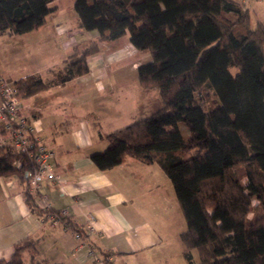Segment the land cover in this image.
<instances>
[{
  "label": "trees",
  "instance_id": "trees-1",
  "mask_svg": "<svg viewBox=\"0 0 264 264\" xmlns=\"http://www.w3.org/2000/svg\"><path fill=\"white\" fill-rule=\"evenodd\" d=\"M53 1L0 0V36L40 29ZM72 8L78 26L97 40L75 45L52 85L86 75L87 59L102 44L127 36L150 57L137 68L138 85L155 90L160 103L148 117L104 136L107 146L90 156L93 166L106 171L130 158L160 168L185 223L179 241L187 264H194L192 250L196 264H264L263 24L252 27L249 11L234 0H74ZM14 85L19 99L49 86L33 76ZM238 168L244 182L233 176ZM32 170L25 155L0 146V177H17L30 211L43 215L28 191ZM70 229L86 237L75 224ZM25 252L29 264H38L31 239L16 243L0 264H24Z\"/></svg>",
  "mask_w": 264,
  "mask_h": 264
},
{
  "label": "crops",
  "instance_id": "crops-1",
  "mask_svg": "<svg viewBox=\"0 0 264 264\" xmlns=\"http://www.w3.org/2000/svg\"><path fill=\"white\" fill-rule=\"evenodd\" d=\"M73 1L50 3L54 12L34 32L0 36L7 41L21 38V48L0 43V74L12 82L33 76L49 85L20 99L19 116L36 142L53 152L50 164L59 178L44 181L32 194L34 203L43 201L52 211H66L70 222L82 230L87 214H92L93 231L84 230L83 240L96 254L107 255L111 264H187L179 241L185 223L160 168L126 158L119 166L98 171L90 161L92 154L106 148L104 136L148 117L160 106L158 93L141 89L137 82V68L150 57L122 36L102 44L87 59L86 75L52 85L54 72L62 68L72 48L97 40L96 32L78 26L71 12ZM242 8L249 11L254 26L257 22L264 26V0L249 1ZM32 49L34 56L39 53L38 66L26 71L14 66L16 60H26ZM23 188L15 176L0 177V260L11 256L16 243L31 239L38 264H96L86 247L79 248L72 230L30 211ZM191 256L196 264V251ZM29 262L30 254L25 252L23 263Z\"/></svg>",
  "mask_w": 264,
  "mask_h": 264
},
{
  "label": "built area",
  "instance_id": "built-area-1",
  "mask_svg": "<svg viewBox=\"0 0 264 264\" xmlns=\"http://www.w3.org/2000/svg\"><path fill=\"white\" fill-rule=\"evenodd\" d=\"M249 1L260 0H241L240 5L247 7ZM20 99L18 90L14 82L7 80L0 74V146H7L11 152L25 155L33 163V170L26 173L28 181V191L30 194L38 193L44 181L54 182L59 178L52 172L50 160L54 154L45 146L38 144L31 134V129L26 120L19 116ZM19 167V162L14 163ZM38 208L49 218L51 224L62 223L63 229H70V220L66 211L51 213L48 205L41 201ZM94 216L87 214L85 231H93ZM71 230V229H70ZM73 236L80 242L79 248L86 247L87 255L96 264H107L103 257L96 254L93 247L86 244V241L77 233Z\"/></svg>",
  "mask_w": 264,
  "mask_h": 264
},
{
  "label": "rangeland",
  "instance_id": "rangeland-1",
  "mask_svg": "<svg viewBox=\"0 0 264 264\" xmlns=\"http://www.w3.org/2000/svg\"><path fill=\"white\" fill-rule=\"evenodd\" d=\"M71 12L73 13L72 10H71ZM73 14H74V13H73ZM253 21H254V20L251 21V26H252V27H254V23H253ZM9 36H10V35H9ZM22 38H23V37H22ZM24 38H25V37H24ZM20 39H21L20 37H16V39H11V40L7 41V39L2 38V39H0V43H2L4 46H5V44H8L9 46L12 45L14 48H16L17 46H18L19 48H21L20 44L18 43V41H19ZM22 40H23V39H22ZM89 43H91V42H89ZM33 52H34V49H32V50H30L29 52H27V53H29V54H26V55H28V56L26 57V60H16V61H15L16 63L14 62V63H15L14 66H18V68H19L20 70H22V71H26L27 69H31L32 67L34 68V67L38 66L39 64H38V62L36 61V57L39 56V55H38L39 53L36 54L37 56H34L35 53H33ZM144 54H147V53H144ZM39 60H44V61H45L46 59H39ZM230 72H231V74H235V73H237V68H232V69L230 70ZM4 78H5V77H4ZM0 126H1V125H0ZM178 128H179V130H180V132H181V135H182L183 139L186 140V136H187L188 133H187L185 127H184L183 125L179 124V125H178ZM232 173H233V176H234L235 178H238V179H240V181L244 182L243 173H242V171H241L240 168H238V169H236V170H233ZM252 204L254 205V204H256V202H255V201H252Z\"/></svg>",
  "mask_w": 264,
  "mask_h": 264
}]
</instances>
